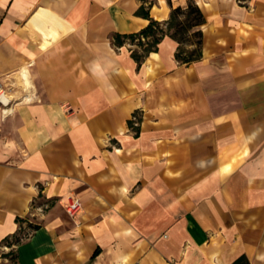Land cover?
<instances>
[{"label": "crops", "instance_id": "crops-1", "mask_svg": "<svg viewBox=\"0 0 264 264\" xmlns=\"http://www.w3.org/2000/svg\"><path fill=\"white\" fill-rule=\"evenodd\" d=\"M150 1L0 0V264H264V0H192L188 64L114 42Z\"/></svg>", "mask_w": 264, "mask_h": 264}, {"label": "trees", "instance_id": "trees-1", "mask_svg": "<svg viewBox=\"0 0 264 264\" xmlns=\"http://www.w3.org/2000/svg\"><path fill=\"white\" fill-rule=\"evenodd\" d=\"M144 3L149 0H142ZM149 6H140L137 14L149 20L148 25L141 31L132 34H116L114 42L123 45L126 41L135 45L132 50V58L140 63L153 51L157 50L160 41L168 36L178 43L175 59L188 64L197 61L201 57L203 34L201 26L205 23V17L194 1L187 2L185 7L172 8L169 19L164 22L156 21L149 16ZM131 124V123H130Z\"/></svg>", "mask_w": 264, "mask_h": 264}, {"label": "built area", "instance_id": "built-area-1", "mask_svg": "<svg viewBox=\"0 0 264 264\" xmlns=\"http://www.w3.org/2000/svg\"><path fill=\"white\" fill-rule=\"evenodd\" d=\"M11 103V100L8 96V93L3 85V83L0 81V106L7 107ZM81 208V202L78 198L74 196H70L68 198V202L65 206V211L68 216L73 217L78 213V211Z\"/></svg>", "mask_w": 264, "mask_h": 264}, {"label": "rangeland", "instance_id": "rangeland-1", "mask_svg": "<svg viewBox=\"0 0 264 264\" xmlns=\"http://www.w3.org/2000/svg\"><path fill=\"white\" fill-rule=\"evenodd\" d=\"M131 45H132V44H131ZM132 47L134 48L135 46H134V45H132ZM53 205H55V203H53ZM57 208H58V207H57ZM58 209H59V208H58ZM64 212H65V211H64ZM65 214H66V213H65ZM32 227H34V226H31V228H32Z\"/></svg>", "mask_w": 264, "mask_h": 264}]
</instances>
